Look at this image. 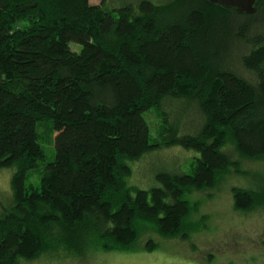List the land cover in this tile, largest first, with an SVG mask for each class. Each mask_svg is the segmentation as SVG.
I'll list each match as a JSON object with an SVG mask.
<instances>
[{
  "label": "trees",
  "instance_id": "trees-1",
  "mask_svg": "<svg viewBox=\"0 0 264 264\" xmlns=\"http://www.w3.org/2000/svg\"><path fill=\"white\" fill-rule=\"evenodd\" d=\"M135 1L0 0V170L15 169L0 264L128 252L146 230L183 236L194 192L264 161V0L252 15L211 0ZM192 107L199 128L181 133L178 110ZM43 127L55 160L36 188ZM169 147L198 154L191 173L162 172L148 190L130 183L129 163ZM233 197L241 213L264 209V191Z\"/></svg>",
  "mask_w": 264,
  "mask_h": 264
},
{
  "label": "rangeland",
  "instance_id": "rangeland-1",
  "mask_svg": "<svg viewBox=\"0 0 264 264\" xmlns=\"http://www.w3.org/2000/svg\"><path fill=\"white\" fill-rule=\"evenodd\" d=\"M111 1L114 9H118L131 0ZM101 2L103 0H90L93 5ZM108 2L106 7L113 10ZM75 45L72 43L70 47L79 50ZM184 111L187 112L183 108L178 110L176 120L180 132L183 133V128L197 130V111L192 107L187 116ZM157 114L156 109L145 113L153 135L161 121ZM40 133L46 162L41 164L40 170L31 172L28 178V186L36 188L40 186L41 171L45 165L55 160L53 134L44 127ZM173 150L179 152L173 153ZM194 157H198V154L181 147L157 149L145 161L129 163L134 171L130 183L148 190L158 184L156 176L162 172L177 169L191 173V164L196 161ZM240 164L239 172L232 167L217 188L194 192L190 196L191 204L197 209L189 218L183 236L162 238L156 231L146 230L137 245L128 252L94 250L83 261L59 253L22 264H264V209L241 213L234 208L233 197L236 188L264 191V161H242ZM14 172L13 168L0 170V208L11 205V178ZM151 239L156 243V248L147 250V243Z\"/></svg>",
  "mask_w": 264,
  "mask_h": 264
},
{
  "label": "water",
  "instance_id": "water-1",
  "mask_svg": "<svg viewBox=\"0 0 264 264\" xmlns=\"http://www.w3.org/2000/svg\"><path fill=\"white\" fill-rule=\"evenodd\" d=\"M257 0H211L212 3L221 5L238 13L252 15L256 12L255 2Z\"/></svg>",
  "mask_w": 264,
  "mask_h": 264
}]
</instances>
